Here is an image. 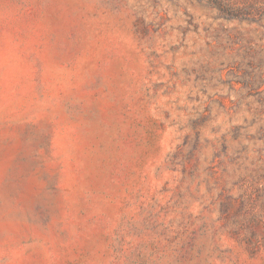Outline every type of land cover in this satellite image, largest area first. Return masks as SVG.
Returning <instances> with one entry per match:
<instances>
[{"label":"rangeland","instance_id":"obj_1","mask_svg":"<svg viewBox=\"0 0 264 264\" xmlns=\"http://www.w3.org/2000/svg\"><path fill=\"white\" fill-rule=\"evenodd\" d=\"M0 264H264V0H0Z\"/></svg>","mask_w":264,"mask_h":264}]
</instances>
